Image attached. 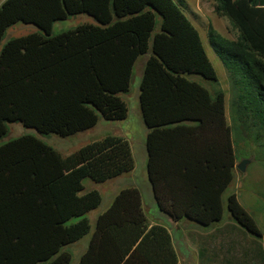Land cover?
Masks as SVG:
<instances>
[{
	"label": "trees",
	"instance_id": "1",
	"mask_svg": "<svg viewBox=\"0 0 264 264\" xmlns=\"http://www.w3.org/2000/svg\"><path fill=\"white\" fill-rule=\"evenodd\" d=\"M214 12L237 31L234 40L211 25L208 43L235 90L232 108L264 139V0H214ZM84 14L83 24L51 35L52 24ZM43 31L8 40L0 50V138L7 123L41 135L72 136L99 117L125 119L119 97L134 63L143 66L138 105L147 129L146 172L158 211L200 230L221 223V196L235 157L221 91L213 96L189 76L216 82L199 32L172 0H3L0 41L16 23ZM134 169L128 142L105 136L63 157L33 136L0 145V264H69L63 251L90 231L84 217L100 205L86 178L104 183ZM234 225L216 228L198 256L211 264H264L234 233L257 238L254 220L227 199ZM72 218H80L66 225ZM231 238V240H230ZM78 264H178L169 230L148 225L140 194L121 190L98 215Z\"/></svg>",
	"mask_w": 264,
	"mask_h": 264
},
{
	"label": "rangeland",
	"instance_id": "2",
	"mask_svg": "<svg viewBox=\"0 0 264 264\" xmlns=\"http://www.w3.org/2000/svg\"><path fill=\"white\" fill-rule=\"evenodd\" d=\"M2 1L0 0V4ZM172 1L199 32L207 57L215 70L217 81L215 83L210 82L199 76H189L188 78L200 84L212 96L217 91H221L224 95L225 117L230 128L235 164L232 181L221 196L223 207L222 221L212 228L200 230L189 221L172 222L158 211L147 179L145 148L147 129L142 122L138 105L139 85L143 66L147 58V56H142L136 60L132 68L128 92L119 95L127 107L125 119L106 121L99 117L92 129L67 137H60L55 134L41 135L34 129L23 127L20 123H7V132L0 138V145H2L21 136H33L63 157L105 136L120 137L128 142L134 162V169L131 172L104 183H95L88 178L82 181L83 191L80 194L82 195L92 190L97 191L101 197V202L97 208L84 216L88 219L90 225L88 234L79 241L63 248V251L71 256L69 264H77L79 260L78 252L81 250L83 252L84 246L87 247L94 231L97 216L107 210L118 192L128 188L138 190L148 225L160 224L169 230L180 264H211L206 263V260L201 262L198 255L195 257V251L197 249V252H199L203 241L206 242L208 250V247H210L208 237L215 233L216 228L223 229L228 225L235 224L227 210V199L230 195H235L238 204L254 220L260 235L257 238H253L248 235L243 236L234 233V236H238L235 240L236 243L242 244L245 250L247 247L255 251L260 248L264 255V139H256V130L251 123L248 120L240 121L235 114L232 108L235 90L231 85L226 70L207 40L208 25H211L220 35L230 40H234L237 37V31L226 18L215 14L214 0ZM83 24L97 25L91 17L80 14L69 17L66 20L54 22L50 34L57 35ZM34 33L42 34L43 31L34 25L16 23L5 31L0 41V50L8 40ZM243 160H249L250 162L246 165L245 170L241 172L236 166ZM79 220L80 218H72L66 222V225H72Z\"/></svg>",
	"mask_w": 264,
	"mask_h": 264
},
{
	"label": "water",
	"instance_id": "3",
	"mask_svg": "<svg viewBox=\"0 0 264 264\" xmlns=\"http://www.w3.org/2000/svg\"><path fill=\"white\" fill-rule=\"evenodd\" d=\"M249 162H250L249 160H243L236 166V168L239 171L243 172L245 170L246 165L249 164ZM148 183H149V180H148ZM151 193H152V191H151Z\"/></svg>",
	"mask_w": 264,
	"mask_h": 264
},
{
	"label": "crops",
	"instance_id": "4",
	"mask_svg": "<svg viewBox=\"0 0 264 264\" xmlns=\"http://www.w3.org/2000/svg\"><path fill=\"white\" fill-rule=\"evenodd\" d=\"M98 217V216H97ZM96 221V220H95ZM95 227V226H94ZM93 234V233H92ZM92 236V235H91ZM90 241V240H89ZM89 244V243H88ZM87 247H88V245H87ZM87 247L86 246H84V248H83V252H81V251H79L78 253H79V260H80V257L84 254V252L87 250ZM198 255V252H197V249H196V251H195V257ZM79 260H78V262H79ZM78 262H77V264H78ZM178 264H180V261H179V258H178ZM196 264H198V263H196Z\"/></svg>",
	"mask_w": 264,
	"mask_h": 264
}]
</instances>
